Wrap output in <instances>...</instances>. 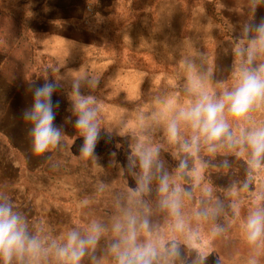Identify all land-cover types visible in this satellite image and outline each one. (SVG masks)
Listing matches in <instances>:
<instances>
[{"label": "rangeland", "instance_id": "obj_1", "mask_svg": "<svg viewBox=\"0 0 264 264\" xmlns=\"http://www.w3.org/2000/svg\"><path fill=\"white\" fill-rule=\"evenodd\" d=\"M177 1L185 2L186 6L192 8L190 19L192 22L198 23L199 14L194 10L197 11L198 7L207 1L209 65L210 63L212 65L215 58L219 56L217 47L221 46L219 43L222 42L212 40L214 35L212 27L222 26L226 30L232 28V30L241 33L245 24L264 19V6L253 12L250 0ZM227 46L228 44H225L222 47L228 49ZM184 54V52H178V55ZM190 55L189 61H192L196 53L192 52ZM220 55H223V51ZM76 66L77 74H83L89 79L98 81L95 88L89 87L87 83H83L81 87L82 94L94 96L101 105L99 114L101 134L94 158H80L79 149L82 137L74 128L75 117L72 109H69V107L72 108L70 99L72 83L65 76L63 78L66 82L64 81L62 86L68 93L67 102L62 94L57 95L56 93L53 99L59 101L56 124L63 127L68 147L58 149L44 157L32 155L28 131L21 119L22 112L31 104L30 88L35 86V79L39 80V84L43 83L40 75L32 77L30 84L27 82V75L25 77L8 75L5 76L6 79L2 77L3 82L0 83V196L8 197L16 209L27 218L32 234H39L49 240L59 238L72 228L83 232L90 223H101L106 231L96 249L85 258L84 264H114V260L108 252L115 239L112 232L113 220L126 209L137 213L128 201H136L137 198H140L130 197L131 199L127 201L124 200L125 195H123L125 180L127 179V187L134 192L140 174L139 164L132 163L134 157L130 149V141L126 137L127 131L130 133V130H135V127L149 126L152 131L149 132L150 135L156 138L161 134L167 136V121L174 118L179 111L192 102L187 98L189 85L181 84V87H177L176 91L166 86V90H161L165 95H159L162 93L159 92L154 96L148 95L141 101L134 97L120 101L117 100V96L123 90V84L110 82L108 76L102 75L104 72L102 68L95 70L89 68V70L95 71V75L89 77V65L86 62ZM34 71L37 72L33 68L32 72ZM23 78L25 82H23ZM49 79L52 80L50 77ZM213 79L210 67L208 68L207 83H204V86L213 95L221 94L234 84L225 83L221 86V84L211 81ZM4 80H14L13 84L20 89L19 92L23 93L18 92L17 98L16 93L9 89V84H4ZM250 119L252 122H260L259 125H264L263 114L251 116ZM229 122L237 134L249 126L248 120L239 122L230 120ZM192 135V130L181 124L180 139L189 140ZM159 147L160 145L155 148L159 149ZM177 149L173 154L178 162L176 168L178 169L181 159H187L188 170L193 172V174L184 172V183L190 182V178H198L197 173L200 174V171L203 176L207 168L209 170L211 168H238L243 175L251 178L253 187H256L257 183H262L259 179H263L264 169L250 171L247 153L238 155V150L224 147L216 154H209L204 145H201L199 151H194L191 155L181 152L180 147ZM237 155L243 158L246 164H239ZM196 159L199 163L192 164ZM225 161L227 166H225ZM177 169L174 172L175 181H178V176L181 174ZM198 180L199 178L196 179V181ZM203 180L204 178H202ZM230 195V192H226V196L221 193L215 197L207 196L208 215L206 219L200 216V213L205 209L202 200H200V196L202 199L205 197L203 192L202 195L196 192L192 197L185 196L181 207L185 227L183 233L173 230V219L165 210L160 209L161 196L150 195V193L143 196L144 202L152 209V212L145 216L154 229V234L166 240L175 239L179 243L180 257L174 264H196L197 258L202 254H207L205 264H250L251 260H255L256 264H264V238L255 245L248 243L243 229V220L242 223H234V220L229 217L233 215L227 209L232 204ZM237 195L241 196V193L238 192ZM257 199L261 203L264 201V187L259 190ZM217 206L224 208L221 215L226 218H222L223 220L219 219L215 213ZM157 210H160L164 217L167 214L164 223H153V220L159 218ZM146 238L150 237L144 234L140 239L143 241Z\"/></svg>", "mask_w": 264, "mask_h": 264}, {"label": "crops", "instance_id": "obj_2", "mask_svg": "<svg viewBox=\"0 0 264 264\" xmlns=\"http://www.w3.org/2000/svg\"><path fill=\"white\" fill-rule=\"evenodd\" d=\"M206 2L197 11L194 10L199 14L198 23L190 19L192 8L177 0H0V83L3 82L2 77L8 75H27L29 84L32 83V77L40 75L42 81L45 77H50L61 84L57 95L62 94L68 100L66 88L62 86L66 82L63 77L72 83V76L77 74L76 65L80 66L85 62L89 65L88 70L102 68V75L108 76L110 82L123 84V90L117 96L120 101L132 97L141 101L148 95L154 96L161 90H166V86L176 91L181 84L189 85L193 76L187 71L188 63L194 64L195 76L203 77L204 83H207L210 67L214 78L211 81L214 83H235L236 58L232 54V48L241 33L232 28L226 30L222 26L212 27V40L222 42L217 47L219 56L209 65V13ZM88 6L93 7L94 16L87 13ZM225 44H228V49L222 47ZM221 51L223 55H220ZM178 52L185 54L178 55ZM192 52L196 56L189 61ZM33 68L37 72H32ZM93 69L89 70V77L95 75ZM37 82L39 80L35 79L34 84ZM5 83L9 84V89L16 93V97L23 93L13 84L14 80H4ZM187 98L190 101L194 99L190 94ZM262 114L264 115V105L253 111L250 117ZM250 117L248 127L260 124L252 122ZM134 129L130 133L127 131L126 135L132 152L137 144L151 143L149 146L154 148L160 145L159 161L169 175L170 184L190 192V197L196 192L199 195L203 192L205 197L202 199L200 196V200L204 211L208 210V192L213 197L220 193L225 196L226 192L231 193L229 197L232 204L227 209L233 213L229 217L234 223H244L255 206H264V201L261 203L257 199L259 190L264 187V175L263 179H259L262 183H257L256 187L252 186L251 178L243 175L238 168H207L203 176L201 171L200 174L197 173L198 181L197 177H193L187 183L183 182V172L178 176V181H175L174 172L178 162L173 154L185 140L171 143L162 134L156 138L149 134L152 132L149 126ZM238 161L241 165L245 163L241 157ZM196 162L199 163L196 159L192 164H197ZM185 172L193 174L188 169ZM158 176L159 174L153 179L150 189L136 201L129 200L133 197V192L127 187V179L125 180L124 200H129L138 215L145 216L152 212L143 196L147 193L160 196ZM246 181L249 186L244 189ZM238 192L241 196L237 195ZM223 210V207L218 206L215 209L221 220L226 218L221 215ZM156 212L159 218L153 220V223H164L168 213L164 217L160 210Z\"/></svg>", "mask_w": 264, "mask_h": 264}, {"label": "clouds", "instance_id": "obj_3", "mask_svg": "<svg viewBox=\"0 0 264 264\" xmlns=\"http://www.w3.org/2000/svg\"><path fill=\"white\" fill-rule=\"evenodd\" d=\"M261 6H264V0H250L253 12ZM232 54L236 58L235 83L219 95L209 93L204 86V78L195 76L194 64L186 65L193 76L189 80L188 92L194 99L167 121L166 135L169 142L176 143L180 140L181 124L186 125L193 135L180 145L181 152L191 155L204 145L209 154H216L227 147L238 150L237 154L247 153L249 169L256 171L264 168V125H252L237 134L229 121L248 120L253 111L264 105V62H258L264 60V19L244 25ZM83 83L95 88L98 81L83 74H74L70 94L74 128L82 137L80 158L92 159L101 134V105L94 96L81 93ZM60 88L59 82L47 77L43 83L30 88L31 104L22 112L21 119L27 128L34 157L49 156L68 147L63 127L56 124L60 105L53 97ZM132 155V163L138 160L140 168L133 197H140L148 191L159 174V207L173 219V230L183 233L181 207L184 197L191 193L170 184L169 175L159 161L158 149L137 144ZM187 169V159H181L177 171L183 173ZM248 186L246 181L243 188ZM207 195L211 196V192ZM207 215V210L200 213L205 219ZM243 229L251 245L264 238V206H255L249 212ZM105 231L104 225L92 222L83 232L72 228L59 238L49 240L32 234L27 218L8 197L0 196V264H49V261L51 264H84ZM112 232L115 239L108 252L114 264H174L180 257L179 243L175 239L166 240L155 235L147 217L131 209L114 218ZM144 234L150 238L141 241ZM206 260L207 254H202L196 264H205ZM250 264H256L255 260Z\"/></svg>", "mask_w": 264, "mask_h": 264}, {"label": "built area", "instance_id": "obj_4", "mask_svg": "<svg viewBox=\"0 0 264 264\" xmlns=\"http://www.w3.org/2000/svg\"><path fill=\"white\" fill-rule=\"evenodd\" d=\"M86 11H87V13H88L89 15L94 16V14H95V11H94V9H93L92 6H88L87 9H86Z\"/></svg>", "mask_w": 264, "mask_h": 264}, {"label": "trees", "instance_id": "obj_5", "mask_svg": "<svg viewBox=\"0 0 264 264\" xmlns=\"http://www.w3.org/2000/svg\"><path fill=\"white\" fill-rule=\"evenodd\" d=\"M37 84H39L38 82L37 83H35V85H37ZM64 100L67 102V100L64 98Z\"/></svg>", "mask_w": 264, "mask_h": 264}]
</instances>
